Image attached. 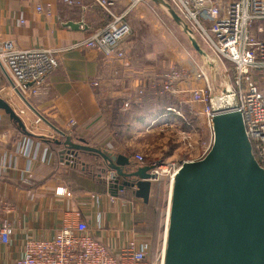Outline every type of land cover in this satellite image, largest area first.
<instances>
[{
	"label": "crops",
	"instance_id": "1",
	"mask_svg": "<svg viewBox=\"0 0 264 264\" xmlns=\"http://www.w3.org/2000/svg\"><path fill=\"white\" fill-rule=\"evenodd\" d=\"M128 3V0H120L112 10L118 13ZM38 5L44 8L43 12L37 10ZM147 12L144 5L138 9L139 14ZM109 20L110 15L94 0H0V40L12 41L18 49L61 51L59 65L45 78L41 91L38 94L28 91L25 95L41 116L66 131L70 130L68 125L73 120L76 126L72 132L76 130L92 145L112 151L113 155L127 156L132 167L140 165L133 156L152 150L154 141H157L156 153L163 152L162 157L171 158L169 131L161 127L149 132L142 129V124L148 125L161 115L160 110L154 112L156 116L143 118L145 122L136 118L130 120L129 128L119 139L113 137L100 117L102 104L110 97L134 94L141 78L162 73L154 68L160 50L149 49L134 31L115 49L116 53H124V59L107 58L98 50L74 46ZM70 22L75 27H71ZM94 82L99 85L94 86ZM0 93L21 115L29 132L62 139L63 136L47 122H36L38 115L8 87L2 71ZM120 110L125 111L123 106ZM203 117L198 118L199 125L210 132L207 119ZM25 146H28L27 156L22 151ZM54 157L40 138L23 134L0 110V221L7 217L15 228L9 245L0 242V264H15L23 257L29 238H53L64 216L71 222L87 221L90 229L95 230L97 237L112 250L122 248L134 238L149 241L146 228L138 224L136 218L141 204L146 203L142 200L139 203L140 199L130 190L114 197L103 185L90 177L82 179L84 176L78 173H71L75 185H81V180H87L84 182L90 185L82 193L72 191L64 179L70 168L59 162L58 170L55 169ZM146 160L149 163L144 164L154 161L148 155ZM60 187L70 189L72 196L57 195ZM93 193H96L94 198ZM4 201L11 206L9 211H4Z\"/></svg>",
	"mask_w": 264,
	"mask_h": 264
},
{
	"label": "built area",
	"instance_id": "2",
	"mask_svg": "<svg viewBox=\"0 0 264 264\" xmlns=\"http://www.w3.org/2000/svg\"><path fill=\"white\" fill-rule=\"evenodd\" d=\"M94 1L107 11L110 20L74 46L98 50L107 58L124 59V53H116L115 49L131 34L132 28L127 23L126 16L133 7L145 0H128V5L118 13L112 10V6L117 5L120 0ZM168 2L218 56L230 60L235 65L237 77L234 88H227L223 92L224 96L231 97V102L226 107H232L242 114L247 135L252 144L254 143L258 157L264 163V95L253 77L255 71H264V0H168ZM37 10L43 12L44 8L38 5ZM21 22L25 24L24 20ZM60 54L61 51L57 49H18L12 41L0 40V62L8 75L4 74L8 87L14 92L20 91L24 96L28 91L32 94L41 91L45 78L59 65ZM156 76L158 82L150 86L152 90L157 89L155 92L160 95L188 94V102L195 106L191 113L196 115L200 112L205 116L210 129L203 138L201 127L193 124L189 116L175 108H168L145 126L144 131L147 132L158 127L177 132L176 146L171 147L174 157H160L151 163L157 166L156 182L166 174L171 184L183 163L201 160L210 151L214 140L212 118L215 111L220 108L213 106L216 94L213 93L207 74L201 68L198 72L190 74L186 70L173 67L166 72L156 73ZM193 80L202 83L194 86ZM28 83H32V86L27 87ZM93 84L98 86L99 82ZM147 86L148 79L141 78L138 85L140 94ZM130 94L132 93H129V96ZM130 103L131 100L127 99L123 109L127 110ZM41 121L43 119L37 116L36 122ZM68 126L70 130L66 135L71 134V129L76 123L72 120ZM22 151L27 156L28 146L23 147ZM179 153L181 157L176 159ZM146 157L144 152L133 156L140 165L144 164ZM114 175L113 171L107 172L106 180L112 179ZM56 194L72 196L67 187L58 188ZM91 195L93 198L96 196L95 193ZM2 207L4 211L11 209L6 202ZM14 231L13 223L7 217H3L0 221V242L5 246L9 245ZM150 250L149 241L141 242L135 238L128 240L122 248L112 250L97 237L95 230L90 229L87 221L71 222L64 216L60 229L53 238L26 240L23 257L15 264H156V262L162 264L163 250L155 262L150 260Z\"/></svg>",
	"mask_w": 264,
	"mask_h": 264
},
{
	"label": "water",
	"instance_id": "3",
	"mask_svg": "<svg viewBox=\"0 0 264 264\" xmlns=\"http://www.w3.org/2000/svg\"><path fill=\"white\" fill-rule=\"evenodd\" d=\"M147 1L180 27L195 51L209 58L195 32L168 0ZM69 24L74 26L73 22ZM0 71L8 76L1 62ZM15 93L64 137L52 139L64 145L68 153L87 151L107 163L108 172H115L107 180L112 196L130 190L149 203L153 183L158 179L155 164L132 167L123 154L112 155L73 141L41 116L20 91ZM0 110L23 134L47 139L29 132L21 115L1 94ZM212 129L214 140L208 154L201 160L183 163L170 184L162 264H264V166L255 156L240 112L232 107L217 109Z\"/></svg>",
	"mask_w": 264,
	"mask_h": 264
},
{
	"label": "rangeland",
	"instance_id": "4",
	"mask_svg": "<svg viewBox=\"0 0 264 264\" xmlns=\"http://www.w3.org/2000/svg\"><path fill=\"white\" fill-rule=\"evenodd\" d=\"M146 7L147 13H138V9L142 6ZM139 7V8H138ZM128 19V21H127ZM127 23L131 25L132 31L131 34L136 33L141 39L142 42L147 43L149 49H159L160 51L157 54V61L154 64L155 71L166 72L169 69L175 67L179 68L180 70H186L190 74L194 72H198L201 68L206 74L209 79V82L212 86L213 93L222 95V92L225 89H232L234 88V83L237 77V72L235 69V65L228 59L218 56L206 43L202 40V38L196 33V37L201 45V47L206 51L209 58H205L204 56L200 55L197 51H195L191 45V42L187 38L186 34L180 29L178 25H176L168 16L165 14L161 9L156 7L153 3L145 0L135 7L131 9L127 16H126ZM134 29V30H133ZM130 34V35H131ZM129 35V36H130ZM153 38V40L151 39ZM166 70V71H165ZM154 77H157L155 73H153ZM253 77L255 81L258 83L261 91L264 95V71H255L253 73ZM144 78L149 79L146 75ZM202 82L200 81H192L194 86L200 85ZM1 94V93H0ZM166 94V93H164ZM175 98H178L181 103L189 106V112L195 108L193 103L188 102L189 98L185 93L180 94H173L168 93ZM2 95V94H1ZM163 95V94H162ZM13 100V98H11ZM155 107L154 103H148L144 106L141 111L142 114H146V110H151ZM129 108V107H128ZM183 113V112H182ZM192 114V113H191ZM186 115V114H185ZM193 115V114H192ZM187 116V115H186ZM196 117V125L200 127L198 118L203 117L200 114H194ZM205 117V116H204ZM203 117V118H204ZM146 124H142V129H144ZM202 135L203 138L207 136L208 132L205 127H202ZM177 132L173 131L172 129L169 130L168 138H169V146L175 148L176 140H177ZM159 138H157L158 140ZM152 150L145 151V154L151 157L153 160H158L164 154L161 152L160 154L156 153V146L157 141L152 143ZM155 151V152H154ZM153 157H152V156ZM180 153L176 156V159L180 158ZM163 161H166L165 158H162ZM107 174L105 175L106 178ZM160 179L164 182V199L166 200V207L164 211H162V219H163V226L165 228L166 220H167V209H168V199H169V189H170V180L168 175H163ZM158 182L153 183V191L151 199L149 203L142 205L139 214H137V222L138 224L143 225L149 232H154L155 230V211H156V195ZM139 203L141 200L138 201ZM158 230V240L155 249V253L160 250V254L163 250V243L165 233L159 229ZM164 234V235H163ZM147 238L151 244H154V238L149 233H147ZM156 260H154L155 262ZM156 264H160L156 262Z\"/></svg>",
	"mask_w": 264,
	"mask_h": 264
},
{
	"label": "trees",
	"instance_id": "5",
	"mask_svg": "<svg viewBox=\"0 0 264 264\" xmlns=\"http://www.w3.org/2000/svg\"><path fill=\"white\" fill-rule=\"evenodd\" d=\"M166 71V70H165ZM158 82V78L154 76H150L148 79V86L143 89V93L140 94L138 91L137 93H134L132 95H122V96H116V97H110V99L106 100V103L103 105V111L101 112V119L105 122L107 130L113 134V137L116 139H119L120 134L123 133L124 130L129 128V121L133 120V118L139 122H145L144 119L148 116H156L154 113L155 111H161L163 114L168 108H175L178 111L183 112L187 116L190 117L193 124L196 123V117L192 115L189 112V106L181 103V101L178 98L173 97L172 95L166 93L163 95H160L159 93L155 92L157 89L152 90L150 88L151 85L156 84ZM100 100L103 101V97L99 96ZM127 99L131 100V103L129 105V108L125 111H121V106L124 105L125 101ZM148 103H154L155 107L151 110H146V114H142L144 109L143 107L146 106ZM154 113V114H153ZM159 114V113H158ZM153 116V117H154ZM144 118V119H143ZM196 125V124H195ZM65 133L69 134L66 130L61 129ZM72 140L75 142H81L83 144H87L90 146L98 147L102 149L103 151L112 154V151L105 150L103 147L92 145L84 136H82L79 132L76 130L71 132L70 134ZM64 140V137H62ZM44 144L48 147L49 151L56 157L55 159V169L58 170V163H64L66 164L70 169L66 174H64L65 183L69 186V188L72 191L77 190L78 192L82 193L90 185L89 182H84L87 180H81V185L79 186L75 185L74 179L71 176V173H78L84 176V178H92L94 179L98 185H103L104 188L108 192H110V183L105 179V175L107 174L109 168L107 163L98 155H95L93 153L87 152V151H74L67 152L64 145L57 143L52 138L47 139H41ZM254 153L258 161L262 164V160L258 157L255 145L253 143ZM65 151V152H63ZM54 157V158H55ZM144 163H149V161L145 160ZM138 164V163H137ZM84 173V174H83ZM75 185V186H74ZM164 182L162 179L158 181V187L156 189L157 195H156V215H155V230L154 232H149L151 236L154 238V244L151 246L150 250V260L151 262H154L156 258L160 255V250H158L157 253H155L156 249V243L158 238V230H156L159 226V229L165 233V228L163 226V219H162V211H164V208L166 207V200L164 199ZM75 189V190H73ZM105 190V189H104ZM76 192V191H75ZM96 194V193H95ZM166 226V225H165ZM164 235V234H163ZM164 239V237H163Z\"/></svg>",
	"mask_w": 264,
	"mask_h": 264
},
{
	"label": "bare ground",
	"instance_id": "6",
	"mask_svg": "<svg viewBox=\"0 0 264 264\" xmlns=\"http://www.w3.org/2000/svg\"><path fill=\"white\" fill-rule=\"evenodd\" d=\"M231 97L230 96H224L223 92L222 95L217 94L213 100V106L218 107L220 109L225 108L226 105L230 104Z\"/></svg>",
	"mask_w": 264,
	"mask_h": 264
}]
</instances>
